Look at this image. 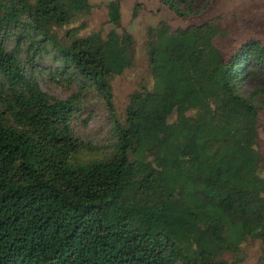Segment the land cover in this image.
<instances>
[{"label": "trees", "instance_id": "obj_1", "mask_svg": "<svg viewBox=\"0 0 264 264\" xmlns=\"http://www.w3.org/2000/svg\"><path fill=\"white\" fill-rule=\"evenodd\" d=\"M192 1L160 0L180 17ZM88 9L87 0H0V264H237L249 238L264 261V46L246 40L223 60L212 21L146 27L151 84L128 93L118 120L109 79L130 65L133 45L118 1L105 3L104 35L56 34ZM43 77L76 92L53 98ZM244 78H259L246 96ZM90 91L114 137L85 158L94 146L70 121Z\"/></svg>", "mask_w": 264, "mask_h": 264}, {"label": "rangeland", "instance_id": "obj_2", "mask_svg": "<svg viewBox=\"0 0 264 264\" xmlns=\"http://www.w3.org/2000/svg\"><path fill=\"white\" fill-rule=\"evenodd\" d=\"M108 0H87L89 9L78 15L73 23L57 29L56 34L61 37L66 28L75 27L77 34L83 36L90 31H99L104 35L111 25L107 23L105 3ZM120 5V30L131 35L133 40L131 63L121 74L109 79L112 93L113 112L118 120H122L127 95L140 84L149 87L151 80L146 74V55L143 42L145 28L165 21L171 29L188 24L212 21L222 34H217L212 44L217 48L223 60L233 54L246 40H257L264 46V0H193L191 12L186 16H177L160 0H117ZM118 30V31H120ZM14 37L10 36L4 47H13ZM21 57H25L24 45ZM42 62L50 64L49 58ZM258 79L244 78L240 85V92L246 96L258 85ZM42 91L57 99H64L76 91L68 88L65 83L55 84L46 78L38 80ZM258 101H262L259 98ZM264 103V102H263ZM262 104V103H259ZM79 110L73 113L70 125L73 134L80 140L94 146L91 152L102 150L113 140L112 122L103 103L93 91L79 99ZM257 112L256 143L263 157L260 175L264 177V105ZM172 117H170V120ZM261 242L258 239H247L242 243L244 258L237 264H264L260 259Z\"/></svg>", "mask_w": 264, "mask_h": 264}]
</instances>
